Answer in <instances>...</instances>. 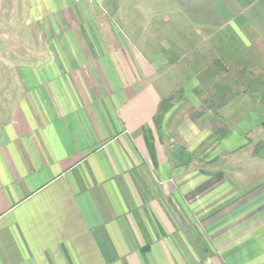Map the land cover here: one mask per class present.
Listing matches in <instances>:
<instances>
[{
	"label": "crops",
	"instance_id": "obj_1",
	"mask_svg": "<svg viewBox=\"0 0 264 264\" xmlns=\"http://www.w3.org/2000/svg\"><path fill=\"white\" fill-rule=\"evenodd\" d=\"M105 1L0 0V264H264L263 172L212 167L263 129L264 0L200 2L222 77L193 155L155 133L160 75Z\"/></svg>",
	"mask_w": 264,
	"mask_h": 264
},
{
	"label": "rangeland",
	"instance_id": "obj_2",
	"mask_svg": "<svg viewBox=\"0 0 264 264\" xmlns=\"http://www.w3.org/2000/svg\"><path fill=\"white\" fill-rule=\"evenodd\" d=\"M200 2L203 0H106L105 5L103 4L112 14L109 16L112 21L107 22L111 30L109 36L113 40L117 39L119 44L121 40L125 43L119 48L122 54L126 55L128 52L129 55L136 56L145 52L154 61L155 73L160 75L156 85L163 90L167 110L159 120L162 128L159 124L154 126L155 133L157 136H164L169 142L168 146L174 145L180 143L177 141L180 139L179 127H184L186 136H191L192 140L185 141L183 137V147H187V153L192 155L200 153L195 145L199 135L205 134L203 127L206 118H209L206 114H210L205 113L212 98L206 92L212 84V77L208 74L215 75L213 78L217 83H221L222 77L221 64L217 68L211 62L215 56L220 59V51L216 53L206 45L209 38L204 25L207 16L199 15L204 7ZM112 25L116 30L111 28ZM129 41L136 46L128 48L126 43ZM145 43L150 47L142 48ZM195 70L200 71L201 76L197 85L191 89L196 81L190 82L189 77ZM215 114L218 117L228 115L222 111ZM229 119L233 120L234 116ZM254 130L251 133L253 140L246 149L235 151L236 154H220L212 167L228 169L232 177L239 175L237 172L253 177L254 170H261L264 174V162L259 159L251 160L249 157L258 137L264 139L262 128ZM149 132L153 141L150 129Z\"/></svg>",
	"mask_w": 264,
	"mask_h": 264
},
{
	"label": "trees",
	"instance_id": "obj_3",
	"mask_svg": "<svg viewBox=\"0 0 264 264\" xmlns=\"http://www.w3.org/2000/svg\"><path fill=\"white\" fill-rule=\"evenodd\" d=\"M166 110H167V102H166V100L162 99L160 104H159L157 113L153 117L155 124L156 123L158 124L159 120L161 119V117L163 116V114L165 113ZM262 124H263V130H264V121L262 122ZM143 132H144V136L146 139L147 147H148L150 153L153 154V141H152V137H151V134L149 132V129L147 127H144Z\"/></svg>",
	"mask_w": 264,
	"mask_h": 264
},
{
	"label": "water",
	"instance_id": "obj_4",
	"mask_svg": "<svg viewBox=\"0 0 264 264\" xmlns=\"http://www.w3.org/2000/svg\"><path fill=\"white\" fill-rule=\"evenodd\" d=\"M260 145H263V142L258 143V144L255 146V148L259 147ZM257 156H258L259 158H261V159L264 160V148H259V149H258ZM186 157H187V155H186L185 152H183V151L180 152V158H179V160H181V161H185Z\"/></svg>",
	"mask_w": 264,
	"mask_h": 264
}]
</instances>
